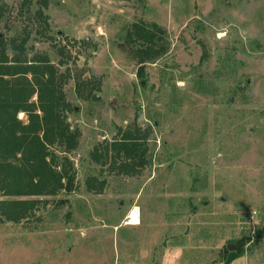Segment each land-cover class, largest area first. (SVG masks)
I'll list each match as a JSON object with an SVG mask.
<instances>
[{"label": "rangeland", "instance_id": "374dc122", "mask_svg": "<svg viewBox=\"0 0 264 264\" xmlns=\"http://www.w3.org/2000/svg\"><path fill=\"white\" fill-rule=\"evenodd\" d=\"M1 1L5 37L28 25L30 56L71 70L68 121L80 138L56 148L72 191L0 194L36 201L19 221L0 208V264H224L229 245L245 248L234 264H264V0ZM135 24L163 29L167 51L140 62L127 40ZM78 76L100 81L97 99L79 96ZM134 128L146 164L126 172L92 157ZM134 205L141 221L127 225Z\"/></svg>", "mask_w": 264, "mask_h": 264}, {"label": "trees", "instance_id": "16d2710c", "mask_svg": "<svg viewBox=\"0 0 264 264\" xmlns=\"http://www.w3.org/2000/svg\"><path fill=\"white\" fill-rule=\"evenodd\" d=\"M5 11L0 0V24ZM38 15L46 28L47 15ZM27 27L23 35L7 38L0 25V194L53 196L74 189L71 163L56 154L58 147L71 152L79 146L80 131L68 121V113L74 108L64 90L72 73L69 68L61 71L46 54L30 56ZM164 34L156 24H135L127 40L139 44L143 62L155 60L167 51ZM75 84L79 96L97 99L95 90L100 89V81L78 76ZM21 112L26 114V120L19 117ZM144 132L139 128L125 130L119 138L98 144L92 157L101 165L109 163L120 171H135L134 165L143 166L150 160ZM86 184L90 191L101 192L105 181L90 176ZM35 204L33 200H5L0 201V208L9 219L19 221L33 211ZM244 253L243 246L233 252L226 249L224 264Z\"/></svg>", "mask_w": 264, "mask_h": 264}, {"label": "built area", "instance_id": "2783aa9c", "mask_svg": "<svg viewBox=\"0 0 264 264\" xmlns=\"http://www.w3.org/2000/svg\"><path fill=\"white\" fill-rule=\"evenodd\" d=\"M141 221V208L138 205H134L125 217L124 223L127 225H136Z\"/></svg>", "mask_w": 264, "mask_h": 264}, {"label": "water", "instance_id": "95a60500", "mask_svg": "<svg viewBox=\"0 0 264 264\" xmlns=\"http://www.w3.org/2000/svg\"><path fill=\"white\" fill-rule=\"evenodd\" d=\"M228 248L233 251L234 249H236V246L235 245H229Z\"/></svg>", "mask_w": 264, "mask_h": 264}, {"label": "crops", "instance_id": "0c3cea01", "mask_svg": "<svg viewBox=\"0 0 264 264\" xmlns=\"http://www.w3.org/2000/svg\"><path fill=\"white\" fill-rule=\"evenodd\" d=\"M240 257H241V256H240ZM238 258H239V257H238ZM238 258L234 259L230 264H234V262H235Z\"/></svg>", "mask_w": 264, "mask_h": 264}]
</instances>
